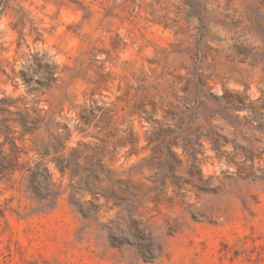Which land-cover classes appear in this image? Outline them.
Listing matches in <instances>:
<instances>
[{
    "label": "rangeland",
    "instance_id": "374dc122",
    "mask_svg": "<svg viewBox=\"0 0 264 264\" xmlns=\"http://www.w3.org/2000/svg\"><path fill=\"white\" fill-rule=\"evenodd\" d=\"M0 264H264V0H0Z\"/></svg>",
    "mask_w": 264,
    "mask_h": 264
}]
</instances>
